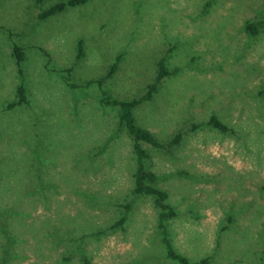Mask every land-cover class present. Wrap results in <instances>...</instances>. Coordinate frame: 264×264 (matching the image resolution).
Here are the masks:
<instances>
[{"label":"rangeland","instance_id":"rangeland-1","mask_svg":"<svg viewBox=\"0 0 264 264\" xmlns=\"http://www.w3.org/2000/svg\"><path fill=\"white\" fill-rule=\"evenodd\" d=\"M60 1L0 0V264H177L163 237L190 263L264 264V0H87L36 19ZM9 34L26 101L6 108ZM160 57L169 74L131 113L157 141L180 133L140 142L174 213L161 218L133 194L131 138L100 100L141 95Z\"/></svg>","mask_w":264,"mask_h":264},{"label":"trees","instance_id":"trees-1","mask_svg":"<svg viewBox=\"0 0 264 264\" xmlns=\"http://www.w3.org/2000/svg\"><path fill=\"white\" fill-rule=\"evenodd\" d=\"M87 0H63L60 2H55L48 7L44 8L43 10H38V12L35 14L36 19L42 20L45 19L49 16H52L56 13L62 12L65 10L67 7H73L78 4H83ZM41 0H34V4L38 6L40 4ZM263 26V20L258 19L256 21H249L244 25V30L246 33L249 35L253 36L255 35L259 29ZM9 40H10V49H11V54L14 59L15 66L17 67V74L20 78V83L16 86V99L14 101L9 102L6 105V108H11L15 104H21L26 101L25 97V88L23 86V80H22V73L21 69L19 68L20 63L22 62L23 59V46L19 45V43L13 41L11 39V35H8ZM83 55V48L81 45V41L79 40L76 43V52H75V59L81 58ZM120 57L119 55L114 58L112 63L109 65L108 69L106 72L103 74V76L95 79L93 82H95L98 87L101 86V84L104 82V80L108 77H110L116 69L117 63L119 62ZM164 57H160L156 61V73L154 75L153 80L148 83L145 86L144 92L139 95L136 98H131L127 100H117L114 98L109 97L107 94H105L101 90V102L103 104H109L117 107V118H118V123L119 125H122L127 134L131 138L132 142V149L133 153L135 156V169L133 172V182H134V187L132 189L133 194H148L152 196L153 204L159 209V217H170L173 216L174 213L168 206V204L165 202V199L167 197L165 191L158 189L153 185L155 181V175L144 168L143 165V160L147 158V153L145 150L140 146V142H145L150 144L151 146L155 148H164L166 146H169L171 144L177 143L180 140V133L174 134V136L166 141V142H160L157 141L150 132H148L145 129H142L141 127L137 126L132 117L131 110L132 108L140 103L141 101H146L149 100L154 93L156 89L157 83L160 81L161 78L164 76L168 75L169 72L165 68L164 64ZM69 68H67L65 71L69 72ZM22 80V81H21ZM91 81L87 82L88 84ZM87 85V84H86ZM206 124L210 126L211 128H214L221 133L226 132L228 129L225 124L220 122L214 115H210ZM125 210L129 209V204L128 202L124 203L122 205ZM124 216H121L114 224L113 226H120L123 221H124ZM163 243L166 248V257L174 259L177 261V264H209L206 258H202L198 261H194L192 263L188 262L187 259L178 253H176L169 245L168 240L163 237Z\"/></svg>","mask_w":264,"mask_h":264}]
</instances>
